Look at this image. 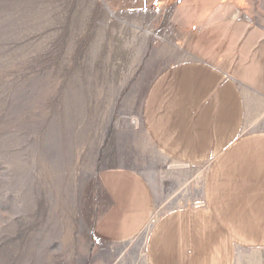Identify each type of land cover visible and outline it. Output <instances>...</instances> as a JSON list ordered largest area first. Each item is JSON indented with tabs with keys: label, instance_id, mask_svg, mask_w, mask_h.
Returning a JSON list of instances; mask_svg holds the SVG:
<instances>
[{
	"label": "rangeland",
	"instance_id": "374dc122",
	"mask_svg": "<svg viewBox=\"0 0 264 264\" xmlns=\"http://www.w3.org/2000/svg\"><path fill=\"white\" fill-rule=\"evenodd\" d=\"M177 1L125 14L104 0H0V264H150L145 241L174 207L192 211L188 264H264V218L224 236L209 212L211 162L168 155L146 127L150 78L176 61L156 54L177 50L167 27ZM239 6L264 28V0ZM253 99L262 132L264 101ZM115 167L140 174L155 203L120 245L96 236Z\"/></svg>",
	"mask_w": 264,
	"mask_h": 264
},
{
	"label": "crops",
	"instance_id": "0c3cea01",
	"mask_svg": "<svg viewBox=\"0 0 264 264\" xmlns=\"http://www.w3.org/2000/svg\"><path fill=\"white\" fill-rule=\"evenodd\" d=\"M104 1L115 12L137 14L162 0ZM240 2L177 1L167 26L177 50L169 43L162 48L173 51L156 54L176 61L150 78L144 110L161 150L179 160L211 162L209 212L229 237L239 234V221L264 218V131L253 99L264 101V28L239 17ZM163 31L160 36L170 38ZM246 124L255 127L243 133ZM106 170L96 236L117 245L132 242L154 215L152 189L133 170ZM191 214L179 207L159 212L145 241L150 264H188Z\"/></svg>",
	"mask_w": 264,
	"mask_h": 264
}]
</instances>
